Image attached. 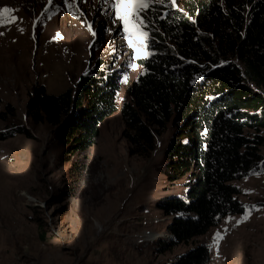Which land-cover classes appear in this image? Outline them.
Wrapping results in <instances>:
<instances>
[{
  "label": "rangeland",
  "instance_id": "1",
  "mask_svg": "<svg viewBox=\"0 0 264 264\" xmlns=\"http://www.w3.org/2000/svg\"><path fill=\"white\" fill-rule=\"evenodd\" d=\"M200 1L173 6L163 0L176 10ZM111 2L68 0L70 9L65 0H0V9L11 8L17 18L0 26V112L14 106L15 123L33 136L0 142V264H177L202 244L210 250L209 264H264L260 173L232 181L250 207L245 214L227 216L206 235L162 252L173 240L172 218L157 203L186 194L189 176L172 183L163 173L177 130L172 121L150 158L129 155L122 107L131 100L128 88L145 72L137 60L146 56L136 58ZM98 60L122 76L119 108L100 126L93 147L69 155L56 127L33 123L28 102L40 87L54 95L76 89ZM220 61L238 64L231 56ZM5 126L0 119V131Z\"/></svg>",
  "mask_w": 264,
  "mask_h": 264
},
{
  "label": "trees",
  "instance_id": "2",
  "mask_svg": "<svg viewBox=\"0 0 264 264\" xmlns=\"http://www.w3.org/2000/svg\"><path fill=\"white\" fill-rule=\"evenodd\" d=\"M154 7L147 29L151 55L137 60L145 72L128 88L131 100L122 116L131 157L150 158L171 121L177 129L163 173L172 183L188 175V192L157 203L172 218L168 230L174 239L164 252L206 235L227 216L245 214L250 207L240 201L232 181L264 174V0H204L184 10L167 2ZM229 56L238 64L226 61ZM121 78L98 60L76 89L60 95L37 89L28 102L29 116L35 124L57 128L66 154L85 152L96 144L103 122L118 111ZM0 119L6 123L0 142L33 137L15 123L14 106L8 104ZM210 261L202 244L177 264Z\"/></svg>",
  "mask_w": 264,
  "mask_h": 264
},
{
  "label": "snow or ice",
  "instance_id": "3",
  "mask_svg": "<svg viewBox=\"0 0 264 264\" xmlns=\"http://www.w3.org/2000/svg\"><path fill=\"white\" fill-rule=\"evenodd\" d=\"M65 3L70 9L73 7V3H68V0H65ZM161 3L163 0H112L111 2V9L115 13L114 18L121 21L123 30L127 34L129 46L134 49L136 58H140L142 54L144 56L151 55L147 51L149 38L147 29L152 26L150 13L156 11L154 5ZM171 3L175 6L176 0H171ZM76 11H79L78 6ZM12 12L13 10L9 7L0 9V26L15 23L17 18L10 15ZM158 18L163 19V17ZM91 30V25H89V31ZM93 35H95L94 32ZM219 238L220 236L217 234V239Z\"/></svg>",
  "mask_w": 264,
  "mask_h": 264
},
{
  "label": "water",
  "instance_id": "4",
  "mask_svg": "<svg viewBox=\"0 0 264 264\" xmlns=\"http://www.w3.org/2000/svg\"><path fill=\"white\" fill-rule=\"evenodd\" d=\"M185 217H188V215H186ZM171 239H174V237L171 235Z\"/></svg>",
  "mask_w": 264,
  "mask_h": 264
},
{
  "label": "bare ground",
  "instance_id": "5",
  "mask_svg": "<svg viewBox=\"0 0 264 264\" xmlns=\"http://www.w3.org/2000/svg\"><path fill=\"white\" fill-rule=\"evenodd\" d=\"M163 236V235H162ZM162 236H160L159 238H161Z\"/></svg>",
  "mask_w": 264,
  "mask_h": 264
}]
</instances>
